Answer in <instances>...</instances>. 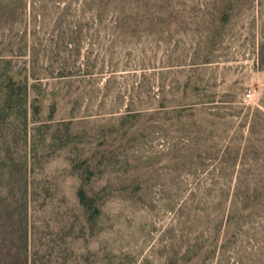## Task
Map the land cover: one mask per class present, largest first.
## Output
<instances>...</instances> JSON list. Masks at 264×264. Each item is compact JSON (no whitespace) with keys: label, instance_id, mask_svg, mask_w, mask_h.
<instances>
[{"label":"rangeland","instance_id":"obj_1","mask_svg":"<svg viewBox=\"0 0 264 264\" xmlns=\"http://www.w3.org/2000/svg\"><path fill=\"white\" fill-rule=\"evenodd\" d=\"M260 60L264 0H0V198L25 163L28 264H264Z\"/></svg>","mask_w":264,"mask_h":264},{"label":"trees","instance_id":"obj_2","mask_svg":"<svg viewBox=\"0 0 264 264\" xmlns=\"http://www.w3.org/2000/svg\"><path fill=\"white\" fill-rule=\"evenodd\" d=\"M260 64L264 62L260 60ZM245 116L247 125V138L245 143L252 142V136L255 133L264 130V112L256 107L251 109ZM261 147H264V138L259 140ZM21 174L14 179V186L18 191L10 192L9 194L0 198V264H28L29 260V199L27 193V172L26 164L22 165ZM250 199L255 207L264 205V181L262 186L256 182L255 186L251 188ZM78 199L82 204L87 199L86 193L83 189L78 191ZM231 199V206L234 204ZM255 207H252L246 212H238L236 214L234 206L230 208L231 216H235V220H243L245 215L255 213ZM231 228L228 230L230 231Z\"/></svg>","mask_w":264,"mask_h":264}]
</instances>
